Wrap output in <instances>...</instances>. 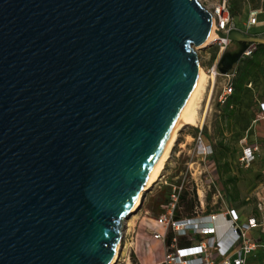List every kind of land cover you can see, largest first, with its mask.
<instances>
[{"label":"water","instance_id":"obj_1","mask_svg":"<svg viewBox=\"0 0 264 264\" xmlns=\"http://www.w3.org/2000/svg\"><path fill=\"white\" fill-rule=\"evenodd\" d=\"M212 19L200 0H0V264L111 261Z\"/></svg>","mask_w":264,"mask_h":264},{"label":"rangeland","instance_id":"obj_2","mask_svg":"<svg viewBox=\"0 0 264 264\" xmlns=\"http://www.w3.org/2000/svg\"><path fill=\"white\" fill-rule=\"evenodd\" d=\"M200 1L204 6H208L212 9L218 0ZM260 6V0H250V3L246 4V7H244V17L242 21L240 19H237V21L235 20L239 27H243V23L246 21L251 10L259 8ZM259 18H264V15L259 16ZM258 28L257 32H260L259 36L264 39V27L260 26ZM237 35L243 36L241 32H238ZM247 46L248 41L232 40L222 52L220 46L215 43H208L205 46L196 48L201 69L207 74L206 89L197 101L200 107L199 116L203 114L205 121L203 125L198 122L195 125H187L180 130L177 142L173 146V150L170 153L169 160L162 174L166 175L168 184L162 183L161 187H159L157 184L160 180L157 181L153 188L146 192L140 207L135 211V214H137L136 219H133V221L130 220L133 215L131 214L127 218V220H130V225L128 226H126V222L123 220L124 235L119 243L120 246L122 245L123 247L128 243V250L125 256H122V254L119 256L115 264H128V262L134 264L135 261L133 256L136 257L137 264L143 262L144 255L142 256L140 254V243H142L141 241L143 240L145 230L151 235L149 228L144 225V222L148 221L147 217L149 216L145 211L148 210L151 213L149 209L152 205H155L156 202H159V196L161 195L160 190H162L164 186L175 185L186 175V188H188L190 192L194 190L195 198L199 206L200 200L198 194H200L204 204L217 201V198H207V194L214 191L212 185L210 188L208 187V183H210L212 178L215 179V177L211 171L212 168L210 167L211 162L209 157L203 158L200 152L201 150L198 148L197 136L204 128L207 133L206 135L202 134V136L206 143L216 144L223 141L231 148H234V153L227 157L234 170L231 174L236 176L239 183L236 188L231 186V184H225L229 195L232 196V199H240L243 210L251 209L259 218L263 215V211L260 210L258 206L259 199L256 197V193L259 191L257 196L260 194L264 197V118L261 117V114L257 111V104L264 99V62L263 68L253 79L252 90L249 93V97L246 98L244 107L248 110L251 118L258 119L259 116L261 118L257 122H254L253 119L252 123H250L251 128L249 132L246 131L241 134L227 129L225 122L219 119L222 104L219 103L218 98L222 90L221 85L224 78L222 74L237 68L245 56L244 52ZM215 52L216 57L213 58ZM215 62L218 64V71L220 74L217 75L215 81H213L212 74L210 71L208 72V70L211 69ZM245 136L247 139L242 142L241 140ZM255 143L260 144L259 151L254 152L248 165L242 164L240 158L243 154V148L251 145L253 146ZM222 179L224 182L226 176H223ZM236 192L238 194L240 193L241 196L238 195V198H236ZM216 205H223V202L218 199ZM251 264H264V254L260 253L257 255L254 262Z\"/></svg>","mask_w":264,"mask_h":264},{"label":"built area","instance_id":"obj_3","mask_svg":"<svg viewBox=\"0 0 264 264\" xmlns=\"http://www.w3.org/2000/svg\"><path fill=\"white\" fill-rule=\"evenodd\" d=\"M261 3H264V0H261ZM205 7L211 12L215 27L220 34L229 35L241 32L245 37L259 38L251 33V29L264 25V22L259 19V14L264 12L263 6L250 11L246 21L243 23V27H239L235 19L232 18L229 0H218L212 9L208 6ZM231 41L227 36H221L210 43L218 44L222 52ZM256 42L249 41L244 55L249 56L252 54L256 49ZM209 71L215 77L220 74L217 62L213 64ZM236 74L237 68L222 74L224 78L221 85L222 90L218 98L220 104L226 103L233 93ZM248 86L251 87L252 83H249ZM259 108V114L264 118V99L259 101ZM260 116L258 119H254V122H257L261 118ZM246 139L247 137L245 136L241 141L244 142ZM197 141L203 158H210L214 153L213 144L204 141L202 132H199ZM259 149L260 144L258 143H255L253 146L244 147L240 158L241 163L248 165L254 152L259 151ZM186 182V175H184L177 184L171 185L172 193L170 201L163 207V212L150 221V226L148 227L152 239L160 240L163 245L166 244L168 230L174 233L171 248L168 249L164 260L160 264H249V258L253 251L258 247H261L264 251V244H260L257 240L248 237L246 234L253 227L261 226L264 229V217L261 221L252 217L249 222L241 223L238 211L233 207H229L225 212L224 218L230 223L229 230L233 232L235 238L228 245H224L221 238L216 236L215 222L220 214L223 215V212L203 215L201 212L203 200L200 194H198L200 206H196L191 214H183L180 218H175V209L179 207V194L186 188ZM160 183L168 184L166 175H162ZM211 185L214 188L213 197L217 198V201L219 199L223 204H227V196L216 178H212L210 183H208L209 188ZM263 205L264 202L259 201L258 206L263 211L262 213H264ZM179 208L181 209V207ZM145 213L151 216L148 210ZM180 238H185L190 244L180 245ZM134 264H137V262H134Z\"/></svg>","mask_w":264,"mask_h":264},{"label":"trees","instance_id":"obj_4","mask_svg":"<svg viewBox=\"0 0 264 264\" xmlns=\"http://www.w3.org/2000/svg\"><path fill=\"white\" fill-rule=\"evenodd\" d=\"M261 1V0H260ZM250 0H229L230 4V13L232 18L236 21L240 19L242 21L244 17V7L246 4H249ZM261 6L264 7V3H261ZM253 27L251 33L254 36H259L260 32H257V29ZM264 27V26H261ZM235 41V40H234ZM249 44V41H248ZM216 57V52L213 55V58ZM264 62V41L256 42V49L249 56H244L241 63L237 66V74L234 81V91L231 96L228 98L227 102L221 105L219 119L225 122L227 129H230L232 132H237L241 134L250 130L251 124L254 118H251L248 110L245 107L246 98L249 97V93L252 90V86L249 87L248 84L252 83L253 79L257 76L260 70L263 68ZM257 111H260L259 103L257 104ZM206 129L202 130V134L206 135ZM214 153L211 156V159L215 161L217 166V171L221 177L226 176L225 184H235L237 178L235 175L231 174L234 172L231 162L228 159V155L234 153V148H231L228 144L223 141L213 144ZM224 174V175H223ZM172 193L171 186H164L161 190V195L159 196V202L162 204H167L170 201V195ZM178 206L181 207V212L185 214H191L195 207L198 206L196 201L194 190L190 192L188 188H184L179 194ZM178 208V207H177ZM175 209L174 217H178L176 212H180L178 209ZM170 238H173L174 233L172 231L168 232L166 235V243ZM179 244L188 245L190 242L185 238H180ZM134 261L136 262V257L133 256Z\"/></svg>","mask_w":264,"mask_h":264},{"label":"crops","instance_id":"obj_5","mask_svg":"<svg viewBox=\"0 0 264 264\" xmlns=\"http://www.w3.org/2000/svg\"><path fill=\"white\" fill-rule=\"evenodd\" d=\"M261 15H264V12L259 14V16H261ZM259 19L264 22V18H259ZM209 160L211 162V164H210V167L212 168L211 171L213 172L214 177L216 178L220 187H222L224 193L226 194L228 202H227V204H223V205H216L217 201H213L212 203H207V204L203 203V207L201 208V212L203 215L223 212V215L220 214L219 217L217 218L216 222H215L216 231H217L216 236L221 238V241L224 245H228L235 238V235L233 234V232H231L229 230L230 223L224 218V215L226 214L225 212L227 211V209L229 207H233L238 211L239 220L241 223L249 222L250 218H252V217H255V218H257V220L261 221L262 218L264 217V213H262L263 215L259 218L257 216V214L255 212H253L251 209L243 210L242 204H240V202H241L240 199L239 200L238 199H232V196L229 195V193L227 191V187H226L225 183L223 182L221 175L217 171V166H216L215 161H213L211 159V157L209 158ZM238 183L239 182L236 181L235 184H232V183H230V184H231V186L236 188V187H238ZM157 185L159 187H161L162 183L158 182ZM160 192H161V190H160ZM257 193H256V197H258L259 201L263 200L262 202H264V197H262L260 194H258V196H257ZM238 195L241 196L240 193L238 194L236 192L235 197L238 198ZM209 197L212 199L214 198L213 192L207 194V198H209ZM165 205L166 204L156 202L155 205H152L150 207L149 210L151 211V216H148L147 217L148 221L144 222V225H146L145 227H149L150 221L153 218L157 217L161 212H163V207ZM179 207L177 209L180 212H176V214H178V217H176L177 219L180 218L183 214H185V213L181 212V209ZM208 220H209V218H208ZM170 231L171 230H168V232H170ZM246 234L248 237H251V238L257 240L260 244H264V229L261 226L253 227L252 229L248 230L246 232ZM172 240H173V238H170V235H169V241L165 245H163V243L160 240L152 239V236L149 234V232L147 230H145L143 240L141 241L142 243H140V248H141L140 254L142 256L144 255L143 262H141V264L142 263L143 264H160L164 260L168 249L171 248ZM260 253L264 254V251L261 247H258L251 254L248 263L251 264L252 262H254L255 257L257 255H259Z\"/></svg>","mask_w":264,"mask_h":264},{"label":"bare ground","instance_id":"obj_6","mask_svg":"<svg viewBox=\"0 0 264 264\" xmlns=\"http://www.w3.org/2000/svg\"><path fill=\"white\" fill-rule=\"evenodd\" d=\"M220 37H221V34L216 29L215 23H214V18H213L211 31L209 33L207 40L202 44V46H205L208 43H210L211 41H213L214 39L220 38ZM206 79H207V74L200 67L199 75H198L196 83H195V85L191 91L189 99L185 105V108H184L179 120L177 121V124L175 125V128L173 129L170 137L168 138V140L165 144V147L161 151L159 157L157 158L155 164L153 165L151 171L149 172L143 186L139 190V193H138L134 203L132 204V206L130 208V213L127 215L129 217L131 214H133L131 216L130 220L133 221V219H136L137 214H135V211L140 207L143 196L146 194V192H148L149 190H151V188H153V186L155 185V183L157 181L160 180V178L163 174V171L165 169V165L169 160L170 153L173 150V146L177 142L180 130L183 129V127H185L187 125H195L198 122H200V124L203 125V123L205 121V117H203V114L201 116H199V108L200 107L198 106L199 103H197V101L206 89ZM212 79H213V81H215V75L214 74L212 75ZM128 217H126L124 219L126 222V226L130 225V223H129L130 220H127ZM119 242L117 243V245L115 247V252L111 258V261L108 264H115L121 254H122V256H125L127 254V250H128L127 244L128 243L125 245V247H123L122 245L120 246ZM128 264H130V262H128Z\"/></svg>","mask_w":264,"mask_h":264}]
</instances>
